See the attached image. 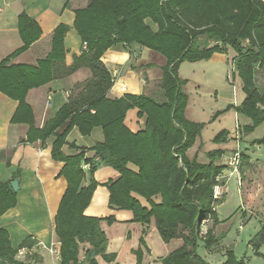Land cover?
<instances>
[{
    "label": "trees",
    "instance_id": "16d2710c",
    "mask_svg": "<svg viewBox=\"0 0 264 264\" xmlns=\"http://www.w3.org/2000/svg\"><path fill=\"white\" fill-rule=\"evenodd\" d=\"M71 1L67 0L66 8ZM75 14L74 27L81 38L83 53L72 66H65L64 44L69 32L66 25L55 30L47 58L36 65L12 64L13 59L28 51L42 36L39 24L25 13L19 19L23 47L0 65V92L18 102L12 123L29 127V144L40 141L44 145L53 139L52 158L64 165L60 177L67 181V189L55 220L61 264H98V257L109 264H118L117 255L108 254V238L101 227L103 221L113 225L115 218L84 214L99 186L94 174L102 166L119 173L116 181L106 184L112 210L132 212L133 222L144 226L155 219L165 244L176 239L183 241L181 249L162 259L163 264H209L198 255L197 249L203 226L208 222L219 223L217 208L224 202V196L215 198V190L227 182L224 176L228 167L221 162L226 151L210 152L207 164L189 159L187 153L205 125L186 118L187 81L180 78L179 71L183 63L209 61L216 53L228 54L232 50L235 56L231 67L234 77L241 80L244 99L215 118L234 110L249 120L243 133L251 136L264 124V1L90 0L86 8ZM117 45H137L166 59L154 95L109 98L115 81L103 57ZM81 68H88L92 77L53 119L42 129L36 128L33 110L26 103L28 93ZM133 109L139 110L140 118H146L145 129L136 133L125 124L127 113ZM75 128L83 137L100 128L104 139L91 149L79 148L68 143ZM228 141L227 131L214 140L217 144ZM253 144L264 146V137ZM65 146L79 153L67 156ZM87 152H94L95 156L88 158ZM84 166H89L88 185ZM16 205L17 193L11 183H0V217ZM144 236L140 248L134 251L138 264L143 262L144 250L148 251ZM202 240L209 252H216L221 242L211 229ZM251 242H256L257 254L264 259L258 253V246L264 243V222ZM34 246L35 242L28 238L15 249L8 232L0 229V264H36V255L30 258L32 263L16 259L20 249ZM226 257L223 264L245 263L238 261L233 251H227Z\"/></svg>",
    "mask_w": 264,
    "mask_h": 264
},
{
    "label": "crops",
    "instance_id": "0c3cea01",
    "mask_svg": "<svg viewBox=\"0 0 264 264\" xmlns=\"http://www.w3.org/2000/svg\"><path fill=\"white\" fill-rule=\"evenodd\" d=\"M89 2L90 0H72L70 7L66 8L67 0H3V6L0 8V65L23 47L19 19L20 15L25 13L39 24L42 36L28 51L13 59L12 64L36 65L39 60L47 58L52 50L55 30L60 25H66L69 27V32L64 44L67 51L65 66H72L74 60L83 53L81 38L74 27L75 11L86 8ZM160 56L137 45L132 47L117 45L110 49L103 57V62L115 81L108 94L109 98L122 99L127 94L154 95L158 91V85L163 76L162 69L166 65V59ZM91 77L92 73L88 68H81L68 77L56 79L44 87L31 90L26 103L33 110L36 128L42 129L49 120L53 119L71 97L80 93L81 85ZM239 104L238 101L234 103V105ZM17 109L18 102L0 92V183L20 180L17 205L0 217V229L8 232L12 247L15 249L31 238L35 242L36 264H61L60 259L50 254L49 249L55 245L60 251L61 247L55 232V220L67 189V181L64 177H60L64 165L52 158L53 139L44 145L40 141L34 144L27 142L29 127L25 124L12 123V117ZM236 116L237 126H240L239 118L242 116L237 113ZM125 124L136 133L145 129L146 118H140L139 110L133 109L127 113ZM247 125L249 124L246 123L245 126ZM103 139L100 128L95 129L89 137H83L75 128L68 136V143L75 144L79 148L91 149ZM236 145L238 148L241 146L238 141ZM63 151L67 156L79 153L69 146H65ZM86 156L92 158L95 153L87 152ZM228 158L226 156L227 160ZM247 158L250 167L264 170V160L262 162L260 158ZM86 172L85 184L88 185L89 168ZM241 174L246 175L244 165ZM94 178L99 186L84 214L101 219L112 216L115 218L113 225L106 221L101 224L108 238V254L117 255L118 264H138L134 251L140 248V240L144 232H147L144 239L148 251L144 250L142 264H149L155 254L150 247V239L154 234L160 236L156 225L151 227V224L144 226L135 223L132 212L110 208L111 198L106 184L116 181L119 178L118 172L110 167L102 166L96 170ZM252 186L253 190L249 189L248 197L250 196L252 198L250 200L256 205L257 198L258 200L262 198V195L259 197L257 193L264 194V176L261 179L257 178ZM223 190L225 194L226 191ZM253 192L256 194L252 195ZM142 201L144 203V200ZM260 221V227H262L264 219ZM160 239L162 240L161 237ZM174 241L169 244L163 242V244L169 246ZM258 253L264 256V243L258 246ZM165 257L167 255L161 259ZM98 264H106V261L98 257Z\"/></svg>",
    "mask_w": 264,
    "mask_h": 264
},
{
    "label": "rangeland",
    "instance_id": "374dc122",
    "mask_svg": "<svg viewBox=\"0 0 264 264\" xmlns=\"http://www.w3.org/2000/svg\"><path fill=\"white\" fill-rule=\"evenodd\" d=\"M234 56L232 50H229L228 54L216 53L209 61L183 63L179 71L180 78L187 81L184 87V92L189 97L185 110L186 118L205 125L195 145L187 153L189 159H196L199 163L207 164L210 152L224 150L226 155L221 162L226 164L228 162L226 156L230 158L235 153L234 150H238L236 145L238 141L241 145L238 151L241 153V161L244 163L246 173L242 175L240 171V177L244 180L243 184L239 185L237 177L229 176V172H226V185H219L220 199L226 194L224 202L217 208L219 223L216 225L206 223L201 232L203 239L209 229L213 230L215 237L221 238L220 245L217 247V252L210 254L203 247L201 239L197 253L209 264H223L227 260V251H233L238 261H244V264H263V259L257 254L255 248L256 242L251 241L261 228L260 220L264 219V194L257 193L259 197L262 195V198L259 200L257 198L258 202L254 205L250 200L252 198L248 197V192L250 188L253 190L252 184L257 178H263L264 170L260 171L259 168L250 167L247 157L260 158L263 162L264 146L255 147L253 141L264 137V124L257 128L251 136H245L243 128L246 123L250 124V122L244 117L239 118L241 132L238 140L235 134L236 111L230 110L215 118L219 112L225 111L237 101L238 104L241 103L244 98L241 80L234 77L231 67ZM223 131L229 132V141L223 144L215 143V137ZM223 189L226 191L225 194ZM255 194L253 192L252 195ZM155 224L156 220L153 219L151 227ZM160 237L159 234H154L150 239V247L155 254L149 264H163L161 258L169 256L184 245L182 240L176 239L171 245L165 246ZM23 261L29 262L30 258Z\"/></svg>",
    "mask_w": 264,
    "mask_h": 264
},
{
    "label": "built area",
    "instance_id": "2783aa9c",
    "mask_svg": "<svg viewBox=\"0 0 264 264\" xmlns=\"http://www.w3.org/2000/svg\"><path fill=\"white\" fill-rule=\"evenodd\" d=\"M51 101V98L49 99ZM240 128L239 126L236 127V137L239 140L240 136ZM239 150V148H238ZM236 150L235 153L233 154V156H231L230 158H228V162L226 163L227 167L229 169H227V171L229 172V176H235L237 177V180L239 181V185H241V174H240V170L239 167L241 164V153L240 151ZM89 166H84V169H88ZM224 178H227V176H224ZM220 187H216L215 190V198H220L221 197V191H220ZM50 254L56 256L58 259H60V251L58 250L57 246H53L52 248L49 249ZM35 249L33 248H22L18 251V255L17 258L18 260H25V259H29L32 258L35 255Z\"/></svg>",
    "mask_w": 264,
    "mask_h": 264
},
{
    "label": "water",
    "instance_id": "95a60500",
    "mask_svg": "<svg viewBox=\"0 0 264 264\" xmlns=\"http://www.w3.org/2000/svg\"><path fill=\"white\" fill-rule=\"evenodd\" d=\"M3 6V0H0V8ZM11 187L13 188V191L15 193H18L19 192V189H20V180L19 179H16L15 181H13L11 183Z\"/></svg>",
    "mask_w": 264,
    "mask_h": 264
}]
</instances>
